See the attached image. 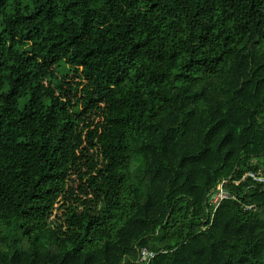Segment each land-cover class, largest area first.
Returning a JSON list of instances; mask_svg holds the SVG:
<instances>
[{"label": "trees", "instance_id": "trees-1", "mask_svg": "<svg viewBox=\"0 0 264 264\" xmlns=\"http://www.w3.org/2000/svg\"><path fill=\"white\" fill-rule=\"evenodd\" d=\"M264 0H0V264H264Z\"/></svg>", "mask_w": 264, "mask_h": 264}, {"label": "built area", "instance_id": "built-area-1", "mask_svg": "<svg viewBox=\"0 0 264 264\" xmlns=\"http://www.w3.org/2000/svg\"><path fill=\"white\" fill-rule=\"evenodd\" d=\"M249 179L257 182H264V172L262 171H247L245 172L241 178L238 179H231L225 178L219 181L217 186L212 189L209 193L208 201L213 206L214 213L216 212L219 205L225 199L236 198V195L231 191L230 188H227V184H234L238 185L240 182H245ZM157 251L151 250L147 247H143L139 251V258L137 260V264H148L151 259H153L157 255Z\"/></svg>", "mask_w": 264, "mask_h": 264}]
</instances>
